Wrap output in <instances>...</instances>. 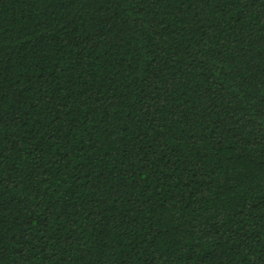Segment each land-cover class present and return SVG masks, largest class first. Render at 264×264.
<instances>
[{
  "label": "trees",
  "instance_id": "1",
  "mask_svg": "<svg viewBox=\"0 0 264 264\" xmlns=\"http://www.w3.org/2000/svg\"><path fill=\"white\" fill-rule=\"evenodd\" d=\"M0 264H264V0H0Z\"/></svg>",
  "mask_w": 264,
  "mask_h": 264
}]
</instances>
